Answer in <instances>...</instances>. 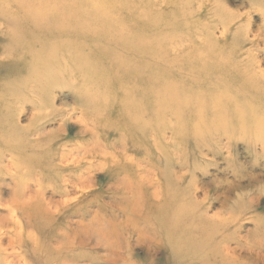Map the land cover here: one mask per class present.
<instances>
[{
	"label": "bare ground",
	"instance_id": "1",
	"mask_svg": "<svg viewBox=\"0 0 264 264\" xmlns=\"http://www.w3.org/2000/svg\"><path fill=\"white\" fill-rule=\"evenodd\" d=\"M122 5L125 7L117 9ZM197 5L200 7L197 9L200 15L203 9L206 11L207 8L205 18L210 22L217 17L222 29L220 36L216 37L218 27L215 25L205 32L199 25L194 30L186 18L190 11H184V6H181L178 10V14H181L180 28L176 30L180 29L182 36L177 35L181 42L180 46H175V43L167 38L168 35L164 36L163 33L156 37L152 30H146V26L154 27V30L158 23L163 24L165 31L177 28L173 26V22L165 20L162 13L164 7L161 10H153L149 17L146 11L127 0H0V34L5 37L1 48L11 49V60L4 68L13 70L17 74L16 78L23 79L29 72L35 71L38 76L41 74L43 79H51L53 70L52 85L55 83L57 86L67 87L65 78L68 75L72 77L68 69L75 64L81 67V76L75 74V67V71L71 68L74 81L71 80L73 82L70 83L72 87L77 88L75 105L79 107L57 110L52 99L51 112L46 107L41 109V104L38 103L36 109L39 111L35 113L39 114L40 110L45 109L50 113L37 116L34 114L35 117L32 115L30 126L25 130L34 127L33 132H24L23 136L18 133L19 127L14 121V117L20 112L18 100L8 99L2 105L0 143L5 147L13 146L16 153L18 148L24 149L25 152L22 153L26 155L17 156L13 150L5 153L0 144V156L11 153L7 164L0 158V175L9 174L12 168L16 170L13 175L15 187L9 192L8 200L2 195L6 183L0 180V210L8 211L6 214L0 213V264H49L53 254H80L81 250L84 253L88 244H93L94 241L90 242L82 237V240L72 242L70 236L63 234L65 241L54 239L56 245L49 246L53 254L43 257L38 253L46 248L48 252L47 242L42 243L31 231H26V227L33 230L37 227L42 231L45 225L55 221L54 218L77 216L85 203H91L96 198L89 197L95 192L91 186L97 183V172L100 169L117 172L114 174L115 178L118 177L109 186V191L115 189V194L118 195V208L113 218L119 220V223L113 227L117 241L120 238L125 240V251H122L120 245L113 250L114 247L107 241L106 245L103 242L102 247L99 243L101 239L95 243V248L107 251L108 255H87L88 258L84 260L82 257V260L75 254L70 259L66 257L68 260L63 258L59 264H137L132 260L136 259V249L145 251L148 255L157 256L164 253L167 256L165 264H251V260L238 257L237 249L232 248L227 241L231 235L228 229L236 223V217L225 216L224 210L215 216L206 215L201 208L207 198L205 196L203 202L196 198L198 188L194 186L193 179L187 180L191 173L179 176L181 172H177V175L172 170V166L177 162L169 164L166 159L167 156L173 157L172 152L179 149L178 140L177 143L167 144V141H170L167 132L170 130L172 135H181L180 121L183 113L193 111H196L194 114L212 118L209 123L215 125L214 127L224 120L223 124L215 129L213 140L220 134L227 137L229 144L239 139L246 142L251 138L257 139L254 143L260 142L261 156L264 154V62L259 57V53L264 52V47L259 45L260 41L264 40V35L259 31V34L253 32L250 22L244 23L247 18L243 17L246 15L236 14L238 12L232 14L221 2L212 4L211 11L205 4ZM180 10L185 13L184 16ZM136 12L141 15L131 19ZM53 14H57L59 18L52 19ZM173 14L175 9L170 10L166 19ZM126 18L130 19L128 25ZM198 20H201L200 17ZM188 28L193 29V33L184 36ZM201 36L203 37L200 38ZM55 42L57 43L54 45ZM116 48L121 50V53L112 56L111 53H117ZM64 50L67 51L68 62L57 61L53 64L54 68L49 69L52 68V55L64 53ZM95 52L102 58L108 57L110 61L107 67L121 65L122 71L102 83L98 78L94 81L91 77L83 76L82 68L89 66L92 62L90 56ZM151 53L155 54L156 62L153 64L151 61L150 65L148 61ZM96 59L97 63L100 58ZM21 65L22 68L16 73ZM47 65L49 73L44 71V66ZM56 67L63 69L61 76H57ZM152 70L157 72L158 77L154 82L146 75ZM106 76L108 74L105 73ZM32 79L31 84L21 86L24 93L28 90L33 93L32 86L37 80L34 77ZM112 79L114 82H111ZM95 83H101V88L98 91L92 88L90 91L89 87ZM0 91L17 94L10 87L0 88ZM106 95H110V99L101 100ZM102 107L106 109L103 118L111 120V126H108L110 130H123L131 137L134 134L136 140L142 141L144 147L141 144L140 146L144 152H147L146 147L157 149L160 157L167 161L164 170H159L158 175L155 174V182L149 177L146 167H142L144 164L136 165L135 156L127 154L123 147L120 151L121 159L116 155L119 152L105 150L99 132L102 123L98 118ZM77 114L80 116L77 117ZM50 120L52 123L58 122L56 131H51L52 140L38 135L42 126ZM202 122L208 123L204 120ZM72 124L80 126L81 135H84V139L87 137V140L69 147L66 138ZM239 129L244 131L239 132ZM27 133L29 135H26ZM236 133L237 139H234ZM125 137L131 139L130 136ZM44 141L46 144L42 146ZM137 144L139 143L133 145ZM182 158L181 155L180 163ZM197 168L198 165H195L193 170ZM19 173H23V177H19ZM32 174L40 178H25ZM161 179H164L165 183H161ZM48 180H52L50 185L56 187L60 195L63 193L62 200L60 198L57 202H46L43 191L44 182ZM34 184L37 189L32 188L35 187L32 186ZM74 192L77 197L70 198ZM242 209L240 206L236 212L242 213ZM80 221L78 220V223ZM84 230L88 236L90 230L87 227ZM91 249L94 250L93 247ZM24 253L30 254V259L23 258Z\"/></svg>",
	"mask_w": 264,
	"mask_h": 264
},
{
	"label": "rangeland",
	"instance_id": "2",
	"mask_svg": "<svg viewBox=\"0 0 264 264\" xmlns=\"http://www.w3.org/2000/svg\"><path fill=\"white\" fill-rule=\"evenodd\" d=\"M109 1L111 0H105V1L103 0V2H109ZM127 1L135 4L139 9L146 11L149 17L153 10H161L164 7V12L162 13H163L165 20L173 22L174 23L173 26L177 28H174V29L171 28L165 31V27L162 26L163 24L158 23L156 25L158 28L155 26V29L153 30L154 27L150 28L149 26H146V30H152L153 34L155 33L156 37H160L159 35H162L163 33H164V36L168 35L167 38H170L172 42L175 43V46H180V42H181V39H177V35L179 34L181 35L180 29L176 30L180 28L181 14L180 15L178 14V10H179V7L181 6L182 7L184 6L183 7L184 11L185 10L190 11L188 12L189 14L186 15V18H188L189 22L191 23V27H194V30L197 29V25H199L201 26V29L204 30L205 32V31H208L206 29H208L209 27H213L215 25L216 27H218L217 28L218 31L216 30V37L220 36L219 32H221L222 29L220 28L221 26H220L219 20L217 19V17H215L210 22L207 18H205L207 8H206V11L203 9L202 15H200V12H197V9L198 10L200 9V7H197L198 3L209 6L210 7L209 9L211 11L212 4L221 2L227 6L228 10L231 11L232 14L238 12L236 14L246 15L245 17H243L244 19L247 18V20L244 21V23L250 22L252 24L251 29L253 32H255L256 34H259L260 32V34L264 35V0L262 1L261 0H254V1H251V0H155V1L154 0H127ZM146 1L150 3V8H148V2ZM167 1L169 2L168 5L166 4ZM142 2H146V3L140 4ZM162 2L163 4L166 2L164 4L166 6H164ZM175 5H177L178 7H176ZM123 7H125V5L119 6L117 9L121 10ZM171 9H175V14L168 16V18L166 19V16L170 12ZM140 15L141 13L136 12L134 15H132L131 19L136 18ZM182 15L184 16L185 13H182ZM54 17L55 19L59 18L57 17V14L55 16L53 14L52 19H54ZM199 17L201 20H198ZM129 21L130 19L126 21L127 25L129 24ZM53 27L54 26H52V29ZM7 28L10 29L9 27ZM161 28L164 29V31ZM64 30H66V28H64ZM192 31L193 29L188 28V30L185 31L186 33L184 34V36H190L193 33ZM202 37L203 36H201L200 38ZM4 41H5V37L3 36V34L2 35L0 34V64H1L0 65V88L3 89V88L10 87L11 89L15 90L17 94H13V93L6 94L0 91V110L2 109V105L5 102V100H8V99L18 100V103H19L18 106H19L20 112L14 117V121H16L15 123L19 127L18 133L20 135L23 136L25 134L24 132H28V131L33 132L34 127H32V129L30 130H25L26 128L30 126V121L33 117L32 115L35 114L37 116V115H43V114L50 113V111L52 112V99H54V106H55V109L57 110H65L67 107L69 108L79 107L78 105H75L77 101L76 97H78L77 88L75 86L72 87L70 85V83L74 81L71 68L74 70V67H75L76 69L75 74L78 76H81V73L79 71L81 67L78 66V64L72 65L71 68L68 69L70 76L72 75V77H69V75L68 77L66 76L65 82L68 84L67 87L61 86V85L57 86L55 83L54 85H52L53 70L51 72V79H49L48 77L43 79L42 75L39 74L40 76H38V73H36L35 71L29 72L25 78L19 79V78H16L17 74H15L13 70L10 71V69L4 68L5 67L4 65H8L9 61L11 60V58H9V56L11 55V49L5 50L4 48H1L2 43H4ZM56 43L57 42H55L54 45ZM259 45L261 48L264 47V40H261ZM116 49L118 50L117 53L116 52L111 53L112 56L121 53L120 52L121 50H119L118 48ZM66 52L67 51L64 50V53L53 54L52 55L53 56L52 57V68H49V69H53L54 68L53 64H55L57 61H62L65 63L68 62L66 59L68 57V54ZM86 53H88V51ZM152 53L150 57L148 56L150 60L148 61V63L150 65L153 62H156L155 61L156 59L154 58L155 54L152 55ZM95 54L92 53V55L90 56V58L92 59V62H90L89 66H86L85 69L82 68L83 76L91 77V79H93L94 81H96V78H98L100 82L102 83L105 81V79L106 81H109V78H111V76H114L115 74H117V72L122 71V68L120 69L121 65L118 67L116 66L114 68L107 67L109 66L108 62L110 61L109 59H107L108 57L102 58L98 52H95ZM97 57L100 59L96 63L95 60H97L96 59ZM259 57H260V60L264 62V52L259 53ZM22 66L23 65H21L16 70L17 71L16 73L20 71V68H22ZM55 69H57L58 71L61 70L62 72L61 73L57 71L56 72L57 76H61L63 74V69L59 70L57 67ZM44 71L48 72V65L44 66ZM105 73L108 74V76L105 77ZM109 73H111V75ZM146 75L150 77L152 82L156 81L158 78L156 77L157 72L153 70L152 72L150 71L149 73H146ZM33 77L37 80V81L35 80L36 81L35 85L32 86L33 93H31V91L29 90L27 91V93H24V90L21 88V86L23 85L27 86L28 83L31 84L33 82V79H32ZM69 78H72V79L69 80ZM118 80H119V77H118ZM111 82H114L113 79L111 80ZM96 84L97 83L92 84L89 87V90L92 91V88H93V90L98 91L101 88V86H99L100 84H97V85ZM125 84L127 85L128 83L125 82ZM95 86H97V89H95ZM116 88L118 87L116 86ZM116 94H119V92H117ZM110 97H111L110 95H106V96H103L101 100H104V101L109 100ZM119 97L121 98L122 96L120 95ZM38 103L41 104L40 106L41 109L46 107L50 111L47 112L45 109L43 111L40 110L39 114L35 113L39 111L38 109H36L37 106L39 105ZM43 103L44 105H42ZM105 112H106V109L104 110L102 107L98 115V118L100 119V122L102 123L100 125L102 128L99 131L101 140H102L100 141L102 145L104 146L105 150L109 152L111 151L119 152V154H116V155L119 159H121L120 151H122L124 148L127 154L131 153L130 155L135 156L136 165L142 166L144 164L142 167H146V169L149 171V174H148L149 177L151 176L153 182H155L154 181L155 177L157 178L156 175H158L159 170H164V168L166 167L167 161L163 160L162 159L163 157L162 158L160 157L157 149L153 150L151 149V147L150 149L146 147L147 152H144L143 148H141L140 146L141 144L144 147V145L142 144V141L139 142L138 140H136V137L134 134H133L134 137L133 136L131 137V135H128L123 130H118L116 132H113L112 130H110L109 127L111 125L109 121L111 120L107 119V117L103 118ZM195 112L196 111L183 113L182 119L180 121L181 127H182L181 135H172L170 130L168 131L169 133L167 132V135H168L167 138L168 137L170 138V139L168 138V140L170 141H167V144H170L171 142L177 143L176 140H178L179 149L172 152L173 157L169 158L167 156L166 159L168 160L169 164L172 162H177L175 163V165L172 166V170L174 173L181 172V175L179 173V176H183V175L185 176V174L191 173L187 176V180L189 179L190 181L192 179L194 180V186L196 185V187L198 188V191L195 193L196 198L198 199L199 202H203L204 199L207 198L204 206L201 208L202 211L206 212V215L215 216L218 213H222L224 210V215L226 214L225 216L227 217L235 216L236 217L235 218L237 219L236 223L234 222L233 225L228 229V231L231 232V235L227 239V241L228 243H230L232 248L237 249V256L242 259L251 260L252 261L250 262L251 264H255L253 262H256V264H264V154H262L263 155L262 157L261 151H260V145H259L260 142L259 144L257 142L254 143V141H257V139L253 140L251 138L249 142H246L243 139H239L229 144L228 139L224 134L217 135L216 138H214L213 140L215 129L217 128L218 125H222L224 120L219 122L220 124L214 127L215 125H210L209 123L212 118H210L208 115L194 114ZM78 116L80 115L77 114V117ZM90 116L95 117L96 114H90ZM203 120L207 121L208 123H203L202 122ZM103 121L107 125H105ZM39 125L40 123L37 126ZM71 126L72 127L69 128L70 132L69 134L67 133V138H66V142H68L67 144H70L69 147H71V145L76 144L78 142H83L87 140V137H85L84 139L83 137L84 135H81L82 131L80 130V126L78 125L76 126V124H72ZM57 127H58V122L52 123V121L50 120V122H47L46 124H44V126H42L41 128L42 131L38 135L46 136L48 140H52L51 131L52 130L56 131ZM105 129L108 132L105 131ZM248 129H250V127H248ZM196 131L198 132H197V135L195 136ZM243 131L244 129H239V132H243ZM119 132L121 133L119 134ZM226 133H228L227 129H226ZM238 133H236V137L234 139H237ZM26 135H29V133H27ZM124 135L130 136L131 139L128 137H125ZM123 138L125 139L123 140ZM136 142L139 143L136 146L139 145L140 147L138 146L137 148L135 145H133ZM0 144L2 146L1 150H3L5 153L8 151L16 150V148H14L13 146L5 147L2 143ZM45 144H46V141L42 142V146H44ZM9 148H12V149L10 150ZM114 148H117V149H114ZM23 150L24 149L18 148L17 153L16 151H14L15 155L17 156L21 155L20 157H24L26 154L22 153V152H25ZM175 152H178L177 153L178 155ZM10 154L11 153L0 156V158L4 160V163L7 164V161L10 158ZM181 155L183 156V158L180 163ZM2 159H1V162L3 161ZM195 165H198V168L196 170H193ZM12 170L9 172V174L0 175V180L5 181L6 183L2 190L3 191L2 195L4 199L6 200H8L9 192H12V189L15 187V182H14L15 177L13 175L16 174V170L14 168H12ZM114 173L117 174L116 170H114L113 172L111 169L110 170L100 169L97 172L98 174L97 175L98 177L96 179L97 183L91 186L93 187L94 189L93 191L95 192L92 193L93 195L90 194L89 198L94 196L96 197L95 199L98 198L97 199L98 201L94 199V201H92L91 203H88V202L85 203V205L82 207V210L84 211L81 210L82 212L80 211V213L76 214L77 216L71 215L72 217L68 216L67 218L64 216L60 217V219L54 218L55 221L52 220L51 224L48 223V226L47 225L44 226L45 231L44 230L40 231L37 227H34L36 231L33 230V228L26 227V231L28 232L31 231L33 234L36 235L37 238L40 239V241H42V243L44 241L47 242L46 246L48 247V252H46L47 251L46 250L47 248H46L45 250L43 249V251L40 252L41 254L38 253L39 255L43 257L53 254V253L51 254L49 246L50 245L52 247L55 246L56 240L65 241L62 236L63 234H66L65 236L67 237L70 236L69 239L72 242L74 240L75 241L82 240L83 239L82 237H84V240L88 239L90 242L94 241L93 242L94 245L88 244L89 245L87 246L88 249H85L86 251H84V253H83V250H81L82 252H80V254L79 252H73V253H70V255H65V256L53 254L54 257L51 258L52 260L49 262V264H59L63 260V258L68 260L72 258L75 254H77L79 259H82L83 257L84 260L87 259L88 256L92 257V255H96L100 257L108 255L107 251L99 250L95 248L96 247L95 243L99 242L101 239L102 241L99 243L102 244V247H104V245H106V243L109 242V244H111V247L112 246L114 247L112 248L113 250L116 249L117 245H120V247H122V251L123 250L125 251V246H124L125 240L123 238H120V240L118 239L117 241L116 235L114 233L115 228L113 227L114 225H117L119 223V220L117 221L116 219L113 218L116 215V211L118 208L117 207V203L119 201L118 195L115 194L116 192L115 189H112L111 191H109V186L118 177L117 176L115 178ZM18 176L23 177V173H19ZM25 178L29 180H38L40 176L36 174H32L29 177H25ZM20 179L25 180L24 178H20ZM160 181L161 183L162 182L165 183L164 179H161ZM46 183H48V185ZM46 183L44 182L45 188L43 191L44 199L46 200V202H50L53 200L57 202V200L59 201L60 198L62 200L63 193L60 195L57 191V188L56 187L53 188L50 185V183L52 184V180H48ZM57 183L55 184V186H57ZM32 186H35V187H32L33 189L38 188L36 184ZM21 192L23 193V191ZM205 194H208V195H205ZM76 197H77V193L74 192L71 194L70 198H76ZM250 202H252L253 204ZM240 206L243 207L242 213H240V211L236 212L237 208H240ZM55 208L56 207L53 208L54 211H56ZM3 212L5 214L8 213V211H3ZM3 212H1L0 210V213L3 214ZM72 220L75 222H73ZM78 220L80 221L79 223H78ZM85 227H87L90 230L91 236L93 235L92 238L91 236H89L90 234H88L89 238H86L88 236H87V233L84 232ZM91 228L94 230V232H91L92 231ZM80 231L82 234L80 233ZM68 233H70L72 236ZM92 233H94L95 235ZM121 241L123 243H121ZM103 242H104V245H103ZM114 242H116V244ZM249 246L253 250H251ZM91 247H93L94 250H92ZM251 251L253 252V254L250 255ZM85 255L86 256L88 255V256L84 257ZM134 255L136 259H132V260L137 264H149V263L150 264H165L166 263L165 261H167V256L164 253H160L159 255L155 256L153 254L148 255L145 251H139L136 249V251L134 252ZM22 257L30 259L29 258L30 254L24 253Z\"/></svg>",
	"mask_w": 264,
	"mask_h": 264
}]
</instances>
